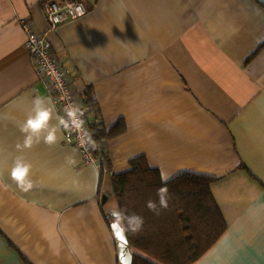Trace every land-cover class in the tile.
I'll list each match as a JSON object with an SVG mask.
<instances>
[{"label": "crops", "instance_id": "0c3cea01", "mask_svg": "<svg viewBox=\"0 0 264 264\" xmlns=\"http://www.w3.org/2000/svg\"><path fill=\"white\" fill-rule=\"evenodd\" d=\"M45 1L0 0V264H121L102 167L63 133L17 149L34 97L59 114L22 19L93 88L105 127L125 124L104 144L115 173L145 156L173 179H215L227 229L193 264H264V0H78L87 14L55 30ZM18 155L32 165L27 193L10 178Z\"/></svg>", "mask_w": 264, "mask_h": 264}, {"label": "trees", "instance_id": "16d2710c", "mask_svg": "<svg viewBox=\"0 0 264 264\" xmlns=\"http://www.w3.org/2000/svg\"><path fill=\"white\" fill-rule=\"evenodd\" d=\"M83 96L102 178L113 187L111 200L128 214L135 213L144 219L141 231L125 232L133 264H193L227 229L211 191L215 179L192 173L175 177L167 184L168 208L154 214L147 209L146 202L152 200L159 207L156 191L164 186L159 170L151 168L145 156H139L130 161L128 172L115 173L104 144L123 133L125 124L121 121L107 129L100 119L93 88L85 85Z\"/></svg>", "mask_w": 264, "mask_h": 264}, {"label": "built area", "instance_id": "2783aa9c", "mask_svg": "<svg viewBox=\"0 0 264 264\" xmlns=\"http://www.w3.org/2000/svg\"><path fill=\"white\" fill-rule=\"evenodd\" d=\"M80 5L83 6L82 14L75 10L76 6ZM42 10L50 30L83 17L88 11L85 4L78 0H47L42 3ZM20 24L26 35L25 48L34 61L39 83L50 93L59 115H65L64 109L70 104L79 106L83 112L84 128L93 140L83 96L85 84L77 81L70 68L58 60L55 49L44 31L38 30L29 19L20 20ZM63 135L65 143L79 151L85 164L101 165L95 155L96 144L94 148L88 143L82 145L81 134L75 131H65Z\"/></svg>", "mask_w": 264, "mask_h": 264}, {"label": "clouds", "instance_id": "9594fccd", "mask_svg": "<svg viewBox=\"0 0 264 264\" xmlns=\"http://www.w3.org/2000/svg\"><path fill=\"white\" fill-rule=\"evenodd\" d=\"M82 5L76 6L75 10L82 14ZM32 107L27 118L19 125V131L23 136L22 144H17V149L21 152L24 149H31L34 145L43 142L46 145H54L61 138L58 134L65 131H75L80 133L81 144H90L95 147V141L84 128L83 112L79 106L68 105L64 109L65 115L55 113V108L51 100L36 96L31 101ZM55 120V123L53 121ZM85 137L87 140L85 141ZM32 165L25 160L23 155H18L12 162L10 169V178L16 184L20 191L27 193L34 187L31 178ZM173 176L161 171V183L164 185L157 189L159 207L157 203L148 200L146 207L154 214H159L160 209H167L168 188L167 184ZM114 221L120 226L124 232L133 234L142 230L144 219L135 213L128 214L126 210L113 208L110 212Z\"/></svg>", "mask_w": 264, "mask_h": 264}, {"label": "water", "instance_id": "95a60500", "mask_svg": "<svg viewBox=\"0 0 264 264\" xmlns=\"http://www.w3.org/2000/svg\"><path fill=\"white\" fill-rule=\"evenodd\" d=\"M103 192L106 196L111 197L113 195V187L111 183L107 181V183L104 185ZM113 208H117V206L113 203H107L104 207V212L107 217L113 218L110 215V212ZM123 235L126 238L127 243L121 247L122 242L117 239V244H118V252H119V261L121 264H133V255L131 253V250L128 246V240L125 235V232L123 231ZM117 238V236H116Z\"/></svg>", "mask_w": 264, "mask_h": 264}, {"label": "snow or ice", "instance_id": "6c2138e0", "mask_svg": "<svg viewBox=\"0 0 264 264\" xmlns=\"http://www.w3.org/2000/svg\"><path fill=\"white\" fill-rule=\"evenodd\" d=\"M112 228L117 236V239L122 242L121 247H123V245L127 243L126 238L123 235V230L118 224H113Z\"/></svg>", "mask_w": 264, "mask_h": 264}]
</instances>
